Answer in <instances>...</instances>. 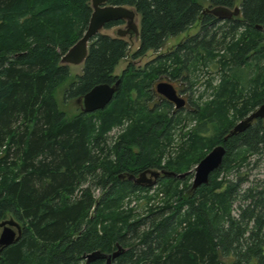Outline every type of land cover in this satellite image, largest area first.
Here are the masks:
<instances>
[{
    "label": "trees",
    "instance_id": "obj_1",
    "mask_svg": "<svg viewBox=\"0 0 264 264\" xmlns=\"http://www.w3.org/2000/svg\"><path fill=\"white\" fill-rule=\"evenodd\" d=\"M203 2L232 7L236 0H109L138 13L131 58L158 51L195 23L199 32L141 69L128 62L120 76L113 69L129 55V40L97 33L64 99L117 78L120 87L103 109L68 116L53 92L69 75L60 59L86 29L90 1L0 0V221L12 217L21 226L19 239L0 249V264H106L83 255L109 254L116 244L125 250L109 264H264V176L250 179L247 169L256 164L253 155L264 153V118L223 140L264 101V31L256 27L264 26V0H239L240 13L221 25ZM211 61L219 64V76L207 81L208 100H201L203 92L197 99L190 93V107L174 112L164 98L149 105L160 76L192 86L188 73ZM123 122L125 131L107 142L108 131ZM177 132L183 140L175 147ZM216 144L225 153L207 184L193 190L191 173L163 176L156 192L144 196L145 214L138 205L124 208L125 197L149 188L119 179V172H184L199 145L193 163ZM158 192L161 200L150 203Z\"/></svg>",
    "mask_w": 264,
    "mask_h": 264
},
{
    "label": "water",
    "instance_id": "obj_2",
    "mask_svg": "<svg viewBox=\"0 0 264 264\" xmlns=\"http://www.w3.org/2000/svg\"><path fill=\"white\" fill-rule=\"evenodd\" d=\"M92 8L86 29L82 35L71 45L67 51L61 56V63L64 64H82L85 60L88 51V43L99 32L102 31L104 25L110 21L123 20L124 27L116 30V35L124 37L129 35L136 41L139 38V16L132 6L114 5L108 3L109 0H89ZM205 12L211 13L219 19H228L240 13L239 6L230 8L224 5L213 7H205ZM257 28L264 31V26L259 24ZM121 83V78H117L113 83H99L90 88L82 96L77 97L76 101L81 104V109L84 112H93L98 109H103L118 91ZM155 91L173 102L176 107L183 106L184 99L181 98L174 86L167 81H160L155 85ZM256 118H264V101L254 108L250 113L238 120L223 136V140L244 131ZM225 153V147L222 144H216L211 147L193 166L192 170L176 173L171 170L159 171L153 168H147L141 171L137 176L132 173H125L128 180H132L135 184L150 186L156 183L157 177L160 174L183 178L188 173L192 172L191 189L195 190L202 184L209 182L210 174L217 169ZM149 174V178L146 176ZM0 249L16 242L21 234L20 224L12 217L0 221ZM116 249L111 253L106 254L99 250L84 254L86 262L97 258H104L106 264L110 263L125 249L116 244Z\"/></svg>",
    "mask_w": 264,
    "mask_h": 264
},
{
    "label": "rangeland",
    "instance_id": "obj_3",
    "mask_svg": "<svg viewBox=\"0 0 264 264\" xmlns=\"http://www.w3.org/2000/svg\"><path fill=\"white\" fill-rule=\"evenodd\" d=\"M238 4H239V0H236L234 6H238ZM204 6L205 7H209V3L203 2V7ZM234 6H232L230 8H233ZM222 21L223 20L221 19V21L218 22L217 25L223 24ZM123 27H124V23H121V24H117V25L111 26L109 28H103L101 32H106V33H108L110 35H115L116 34L115 33L116 29L117 28H123ZM197 32H199V25H198V23H195L189 29H187L186 31H184L182 33H179V34H177L175 36L168 37L165 40L164 44L160 47V49L158 51L148 50L144 55H142L140 57H137V58H131L130 54L132 52H134V50L136 49L138 41H136L133 37H129L128 35H126L124 37L127 40H129V43H130L129 55L126 56L123 59H120L118 61V63L115 65V67L113 69V74L116 75V76H120L122 74L123 70L127 67L128 62H130V61H131L132 66L134 68L141 69V68H143L145 66V64L147 62L153 60L156 56L163 55V54H166V53L172 51L173 49H175L176 45L179 42L185 40L189 36H192V35L196 34ZM217 36H219V35L215 34V38H217ZM218 48H220V47L218 46ZM218 48H217V50H219L221 52L222 48H220V49H218ZM195 66H196L197 69H192L191 73H188V77L192 79V82L194 81L192 86H189V83H188L187 79L184 80L181 77H177L176 79H174V78L171 79L170 78L172 80L171 81V80H168V79H164V77L165 78H167V77H166V75L165 76L163 75L164 77H162V79H160V81L166 80V81H169V82L173 83L177 90L180 89V90L183 91L180 94L184 98H186V95H189L191 93L193 98L197 99V98H199V94L201 92H203V97H202L201 100H208L209 98H207V97L210 95V88L206 87L207 81L209 79H212L213 77H215L214 78V82L218 81L219 64L216 61H211V62L208 63L207 66L204 65L202 62L196 63ZM82 67H83L82 64H68V70H69L68 77L60 85H58L57 88L55 89V91L53 92V95H54L55 101L57 103V106L59 107L60 110H63L64 112H66V114L68 116H71V115H74V114L78 113L81 104L79 102H77L75 98L64 99V90H65V88H67L69 83L71 81H73L74 77L76 75H79L82 72ZM185 74H187V73L185 72ZM126 78H128V76H126ZM128 79L130 81H134V78H132V79L128 78ZM154 91H155V86H154ZM135 95H136L135 89H130V91H128V98L130 100H133L135 98ZM159 97L160 96L158 94H152V98L153 99H151L148 102L149 105H152V104H158L159 105L160 102H161ZM125 122H127V121H125ZM127 124L128 123L124 124V122H123L120 125L121 127H119V126L112 127L107 133V142H109V143L113 142V140L120 133H122L123 130L125 131V129L127 128L126 127ZM187 126L191 127L192 124L188 123ZM188 127H185L184 129L187 131ZM206 136H210V137L213 136V131H212V127L211 126H209V129L207 130ZM182 140H183V136L180 135L179 132H177V134L175 136V139H174V146L177 147L179 142L182 141ZM199 147H200V145L198 146V148H196L194 150L195 151V158L194 159H196V156L199 154V151L201 150ZM171 148L172 147H170V148L168 147L167 155L171 151ZM252 157H251V161L256 160V164H254L253 166H252V164H249V166H247V169L251 168L250 172H249L250 173L249 178L253 179V180H255L254 178H262L264 176V153L261 154V155H258L256 157L253 155ZM189 158H192V157H188V159ZM167 159L168 158H165L164 160H167ZM194 159H192L190 161V163H189L190 165H189L188 170H192L193 166L196 164V163H193ZM190 173H191L190 174L191 177H190V179L188 181L189 183H191V180H192V177H193V173L192 172H190ZM146 176L149 178V174H147ZM230 176L231 175H229V177ZM159 185H160V182L156 181V183H154L153 185L147 186L149 188L147 192L146 191L145 192L144 191H140V192L138 191L139 194H141L139 196V198H135V194H137L138 192H135L134 194L125 197L124 200H123L124 208H125V206L131 207V206L138 205L139 207H138L137 211L141 212L142 214H145L143 209L141 210L140 207L143 204H144V207H145V204H146L145 197L147 195L152 196V194L154 192H156V189L159 187ZM98 194L99 193L95 192L96 196ZM161 196H163L162 193L158 192L157 195L154 197L155 199L151 200L150 203L155 204L156 202L160 201L161 198H162ZM128 198H131V201H130V203L128 205L127 204L125 205V202L128 201ZM0 230H1V228H0Z\"/></svg>",
    "mask_w": 264,
    "mask_h": 264
},
{
    "label": "flooded vegetation",
    "instance_id": "obj_4",
    "mask_svg": "<svg viewBox=\"0 0 264 264\" xmlns=\"http://www.w3.org/2000/svg\"><path fill=\"white\" fill-rule=\"evenodd\" d=\"M118 29V28H117ZM116 29V30H117ZM129 36V35H128ZM130 37V36H129ZM162 77H164V76H160L159 78H158V80H157V82L156 83H158V82H160V79H162ZM164 79H168V80H171L170 78H165L164 77ZM164 81H166V80H164ZM172 81V80H171ZM167 82H169V81H167ZM156 83H155V85H156ZM171 83V82H170ZM173 86H174V84L173 83H171ZM154 85V86H155ZM174 88H175V86H174ZM176 89V88H175ZM180 90V89H179ZM177 90L176 89V91H177V94L181 97V98H183L184 99V104H183V106H180V107H176L175 106V104L173 103V102H171V101H169V100H167L165 97H163L162 95H160V94H158V93H156L155 91H154V93L155 94H158L160 97V101H162V99L164 98V99H166L167 101H169V102H171L172 103V107H173V109H172V112H174L175 110H178V109H181V108H183V109H187V108H189L190 106H187V105H189L188 104V101H187V97L186 98H184V97H182L181 96V92H183L182 90ZM161 105V104H160ZM79 111H82V109H81V106H80V109H79ZM84 112V111H83ZM147 168H153V169H157V170H159V171H162V170H167V169H165V168H163V167H141V168H137L135 171H130V170H124V171H122V172H119L118 174H117V176H118V178L119 179H121V180H127V181H129L130 183H132L133 185H136V186H145V185H140V184H135L132 180H128L127 178H126V176H125V173H132V174H134V175H138L141 171H143L144 169H147ZM150 176V175H149ZM163 176H165V175H163V174H160L158 177H157V180L156 181H159V179L161 178V177H163ZM151 177V176H150ZM147 187V186H146Z\"/></svg>",
    "mask_w": 264,
    "mask_h": 264
},
{
    "label": "bare ground",
    "instance_id": "obj_5",
    "mask_svg": "<svg viewBox=\"0 0 264 264\" xmlns=\"http://www.w3.org/2000/svg\"><path fill=\"white\" fill-rule=\"evenodd\" d=\"M227 132H228V131H227ZM227 132H226V133H227ZM226 133H225V134H226ZM225 134H224V135H225ZM224 135H223V136H224Z\"/></svg>",
    "mask_w": 264,
    "mask_h": 264
}]
</instances>
